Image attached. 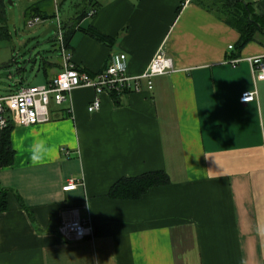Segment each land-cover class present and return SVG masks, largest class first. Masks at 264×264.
Instances as JSON below:
<instances>
[{"label": "crops", "instance_id": "1", "mask_svg": "<svg viewBox=\"0 0 264 264\" xmlns=\"http://www.w3.org/2000/svg\"><path fill=\"white\" fill-rule=\"evenodd\" d=\"M67 1L29 0L26 24L38 7L48 31ZM213 1L86 0L69 18L70 65L96 75L125 53L138 77L163 53L176 72L121 98L78 88L51 104L49 123L14 126V160L0 170V264H264V80L249 62H264V35L239 54L241 34ZM240 1L264 15V0ZM66 63L63 52L36 63L39 86ZM248 92L256 101L241 103ZM160 172L169 183L139 199L111 196L123 179ZM77 217L91 235L67 241L60 228Z\"/></svg>", "mask_w": 264, "mask_h": 264}, {"label": "built area", "instance_id": "2", "mask_svg": "<svg viewBox=\"0 0 264 264\" xmlns=\"http://www.w3.org/2000/svg\"><path fill=\"white\" fill-rule=\"evenodd\" d=\"M95 12H90L89 16H94ZM43 18L37 16L27 21V27L32 29L37 24H41ZM58 21V41L66 60V67L63 72L52 79L48 84L35 87H23L16 93L0 96V132L7 130L10 125L30 127L40 124H47L51 121V104L63 105L68 102L74 90L78 88H91L98 96L111 95L121 98L129 93L140 92L142 82L146 81L148 89L154 88V80L157 77L165 76L176 72L173 59L165 54H158L141 76L132 77L129 75L128 56L125 53H115L111 56L109 67L102 73L92 75L75 65L68 63L70 57L66 55L64 41L65 30ZM232 49V47H231ZM255 81L264 80V62L261 57L249 59ZM239 63L238 60L233 61ZM94 100L89 107V112H97L101 109L102 101L100 97ZM258 93H244L241 103H251L256 101ZM82 184V183H81ZM80 184V185H81ZM79 186L75 181H71L65 191H72ZM87 222L75 218L73 221L64 223L60 228V233L67 241H83L91 235Z\"/></svg>", "mask_w": 264, "mask_h": 264}, {"label": "rangeland", "instance_id": "3", "mask_svg": "<svg viewBox=\"0 0 264 264\" xmlns=\"http://www.w3.org/2000/svg\"><path fill=\"white\" fill-rule=\"evenodd\" d=\"M28 1L7 0L6 11L0 15V33L5 34L7 29L8 34L0 37V96L42 84L40 80L44 75L42 71L34 70L36 63L39 65L44 59L57 63L62 53L58 31L45 36L42 24L32 29L27 27L25 5ZM87 4L86 0H68L61 8L63 27L70 17L81 15Z\"/></svg>", "mask_w": 264, "mask_h": 264}, {"label": "trees", "instance_id": "4", "mask_svg": "<svg viewBox=\"0 0 264 264\" xmlns=\"http://www.w3.org/2000/svg\"><path fill=\"white\" fill-rule=\"evenodd\" d=\"M201 1L202 0H200V2ZM203 1L205 2V0ZM212 6L216 8L221 15H226L230 19V23L235 25L241 34L240 41L237 45L239 54L250 42L255 40L257 35H264V15L258 13L252 4H246L240 0H214ZM34 10L35 12L37 11L34 17L39 16L44 20L47 19L48 16L43 14L40 8L37 7ZM3 11L2 0H0V15ZM83 17L84 15H82L80 19ZM64 30V41L67 49L69 48L71 37L75 31V26H71L70 23H68ZM81 30L102 42H114L113 39L94 28ZM5 32V34L0 33V37L8 35L7 29ZM13 129L14 125H10L7 130L0 132V170L9 167L14 160L15 150L13 149L11 141ZM168 183V176L161 172L146 174L134 179H123L113 187L111 196L136 200L141 198L150 189L164 186ZM7 209V192L0 188V212H4Z\"/></svg>", "mask_w": 264, "mask_h": 264}, {"label": "water", "instance_id": "5", "mask_svg": "<svg viewBox=\"0 0 264 264\" xmlns=\"http://www.w3.org/2000/svg\"><path fill=\"white\" fill-rule=\"evenodd\" d=\"M58 28H57V25H53L48 31L45 32V36L53 31H57Z\"/></svg>", "mask_w": 264, "mask_h": 264}]
</instances>
